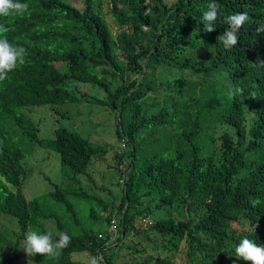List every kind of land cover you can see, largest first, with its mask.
Instances as JSON below:
<instances>
[{
  "label": "trees",
  "instance_id": "1",
  "mask_svg": "<svg viewBox=\"0 0 264 264\" xmlns=\"http://www.w3.org/2000/svg\"><path fill=\"white\" fill-rule=\"evenodd\" d=\"M125 1L130 15L113 6L116 26L125 28L116 32L104 20L99 0H83L82 8L67 0H18L29 5L28 12L0 18L8 29V41L27 50L24 65L0 81V216L15 218L18 230L12 254L0 257V264H16L24 233L46 232L42 220L47 219H54L55 230L67 232L71 243L58 260L37 255L35 264H87L73 260L72 254L96 255L106 248L92 228H81L74 235L68 226L82 227L72 198L91 202L88 223L111 220L113 205L77 186V176L87 175L91 158L106 147L61 126L55 127L53 138H38L37 128L20 109L78 103L62 86L67 81L104 91L106 103L97 98L91 103L118 112V138L125 135L131 146L125 206L118 223L124 234L135 231L134 220L143 216L139 207L159 202L161 209L179 199L189 214L191 205L202 207V218L159 219L153 226L157 235L184 242L190 251L203 250L200 244L209 241L217 264H226L224 251L243 238L264 245L262 229L233 234L246 223L264 224V63L259 62L264 61V33L256 31L264 22V0H215L219 16L211 33L203 31L200 21L212 0ZM236 12H247L249 21L238 32L237 46L226 51L218 36L227 27L223 18ZM143 40L147 45L138 51ZM204 44L208 52L197 54ZM136 57L145 59L141 77L125 79L127 71L134 72ZM161 66L180 75L159 81ZM188 68H198L202 79L216 82L203 84L202 98L188 97ZM107 76L121 79V84L112 90ZM160 92H165L160 106L149 112L146 99ZM217 126L230 130L215 137ZM167 127L170 133L165 132ZM151 130L156 136L145 146L139 137ZM35 146L57 153L60 165L72 171L73 186L60 188L44 175L53 190L25 198L23 180L29 171L22 160ZM106 212L110 214L103 216ZM128 264L175 262L157 256L152 262Z\"/></svg>",
  "mask_w": 264,
  "mask_h": 264
},
{
  "label": "rangeland",
  "instance_id": "2",
  "mask_svg": "<svg viewBox=\"0 0 264 264\" xmlns=\"http://www.w3.org/2000/svg\"><path fill=\"white\" fill-rule=\"evenodd\" d=\"M102 1L103 18L110 25L113 32L118 29L113 19V6L118 8L123 14L130 15V10L125 0H99ZM175 0H164L166 4H172ZM70 4H75L80 8L83 6V0H67ZM147 45V41L143 40L137 48L142 50ZM208 50L207 45H203L197 54L205 55ZM145 59L135 58L134 72L127 71L125 79H134L141 77V72L144 66ZM55 66H59L55 64ZM96 71V70H95ZM180 72L167 67L161 66L157 73L159 81L166 79L178 78ZM185 75L190 79V90L188 97L202 98L201 90L203 84L212 85L216 82L202 79V72L198 68H188ZM112 90H115L120 84L121 79L114 80L106 77ZM217 83L216 85H218ZM62 86L68 92L76 96L80 101L78 103H63L53 107L50 105L27 106L21 107L22 113L29 117L38 130V138L51 139L54 137V129L61 126L68 131L74 132L83 139H87L91 144L106 147V151L95 155L91 158L88 165L87 175H78V187L88 194L95 195L105 202L113 205L111 210L110 222H98L94 224L88 223V209L90 201L80 198H72L75 215L82 227L74 226L68 223L71 232L78 234L81 228H92L98 234L102 235V240L106 242V248L101 250L99 254L90 255L87 253H73L72 259L88 264L90 256H96L100 264H128V263H143L146 261H154L157 256L172 259L175 264H217V257L211 254L209 241L200 244L203 250L194 249L190 251L186 248L184 242L177 241L171 237H161L157 235L153 226L159 219L166 217L175 220H187L190 217L196 222L202 218L204 210L202 207L191 205V214L186 210L179 199H176L171 206H165L161 209L158 206L159 202L152 204L146 203L139 207L143 216L134 220L135 231L123 233L119 229L120 219L124 211V185L122 178L124 170H127L130 161L129 152L131 146L127 143L126 136L118 138L117 131L121 130L117 111H110L107 106L91 103L94 99H100L107 102L104 91L98 87L67 81ZM161 92L157 95H150L145 106L149 112L157 111L160 106V101L163 100ZM58 110L57 112H55ZM125 122L128 120V115H125ZM125 129V127H124ZM215 137H218L224 130H230L225 126H217L215 129ZM169 127L165 128L166 133H170ZM160 132V130H159ZM156 131L151 130L145 132L139 137L144 141V145L148 146L153 137L156 136ZM161 133V132H160ZM203 140H208L206 135L202 136ZM125 141V146L122 143ZM147 153H151L148 149ZM119 156L122 160L118 163ZM22 165L29 172L23 180V194L27 200L47 195L53 190V186L49 183L44 175L49 177L50 181L60 188L73 186L71 176L72 171L69 167L61 166L57 153L35 146L29 157L22 160ZM129 170V169H128ZM48 202V201H47ZM50 205L52 202L50 200ZM150 206V207H149ZM110 212L102 213L103 216ZM72 220V216L69 215ZM70 220V221H71ZM16 219L9 215L0 216V257L11 255V248L15 245L16 234L18 233ZM46 231L51 230L56 233L54 219L42 220ZM73 223V221L71 222ZM116 224L117 229L112 231L111 225ZM264 230V224L252 226L246 223L241 230L233 231V234L238 236L241 232L249 233L254 230ZM202 242V241H201ZM18 252L19 260L16 264H35L33 257L29 258L21 249L22 242L19 243ZM235 247L225 250L226 264H247V262L238 259L235 256Z\"/></svg>",
  "mask_w": 264,
  "mask_h": 264
},
{
  "label": "clouds",
  "instance_id": "3",
  "mask_svg": "<svg viewBox=\"0 0 264 264\" xmlns=\"http://www.w3.org/2000/svg\"><path fill=\"white\" fill-rule=\"evenodd\" d=\"M27 3L18 2V0H0V18L9 16H23L28 12ZM219 16V10L215 0L207 5V9L202 12L201 21L203 31L211 33L215 30L216 20ZM227 25L223 34L218 36L223 48L230 51L239 43L238 32L249 21L247 12H236L223 18ZM8 29L3 23H0V81L8 78V73L15 70L18 66L25 63L27 50L10 43L7 39ZM257 33H264V22H261L256 29ZM264 63V61H259ZM239 91V89H237ZM259 203V200L255 201ZM71 236L67 232L57 231L55 236L51 230L40 233L34 230H28L24 233L21 249L25 255L32 258L37 255L47 257L52 260H58L63 249L71 243ZM235 256L247 262V264H264V245L257 244L254 241L243 238L235 247ZM88 264H100L96 256H90Z\"/></svg>",
  "mask_w": 264,
  "mask_h": 264
},
{
  "label": "built area",
  "instance_id": "4",
  "mask_svg": "<svg viewBox=\"0 0 264 264\" xmlns=\"http://www.w3.org/2000/svg\"><path fill=\"white\" fill-rule=\"evenodd\" d=\"M124 146H125V141L122 143V147H124ZM128 171H129L128 169L127 170H124L123 178L121 180L123 185L125 184V181L127 180V173H128ZM117 225L116 224H112L111 225L112 231H114V230L117 229ZM98 238H102V235L101 234H98Z\"/></svg>",
  "mask_w": 264,
  "mask_h": 264
}]
</instances>
